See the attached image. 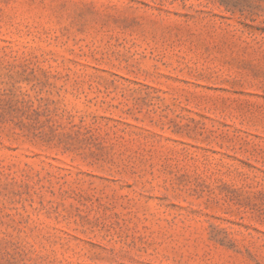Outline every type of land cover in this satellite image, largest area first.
I'll use <instances>...</instances> for the list:
<instances>
[{"label":"rangeland","instance_id":"obj_1","mask_svg":"<svg viewBox=\"0 0 264 264\" xmlns=\"http://www.w3.org/2000/svg\"><path fill=\"white\" fill-rule=\"evenodd\" d=\"M0 264H264V0H0Z\"/></svg>","mask_w":264,"mask_h":264}]
</instances>
